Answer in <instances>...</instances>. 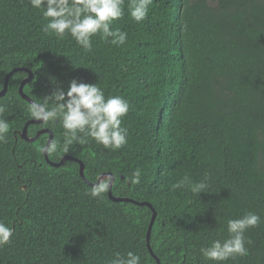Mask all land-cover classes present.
<instances>
[{
	"label": "trees",
	"instance_id": "trees-1",
	"mask_svg": "<svg viewBox=\"0 0 264 264\" xmlns=\"http://www.w3.org/2000/svg\"><path fill=\"white\" fill-rule=\"evenodd\" d=\"M127 4L111 25L127 33L126 43L97 34L86 52L70 35L45 31L43 8L0 0V90L10 71L24 67L34 74L24 92L38 103L73 79L123 97L130 108L120 149L85 138L65 153L59 120L32 123L28 135L50 128L57 142L51 161L80 158L91 182L110 172L115 196L150 202L160 264H216L199 249L227 238L226 221L249 212L261 217L245 233L249 255L224 264H264V0H153L141 23ZM27 76L16 71L0 96V118L9 124L0 143V222L13 229L0 264H108L129 251L141 264H158L147 243L151 207L114 201L108 192L92 198L78 161L46 160L40 146L49 134L21 137L33 119L19 91ZM136 169L140 183L130 184ZM185 174L196 182L207 176L206 192L173 189Z\"/></svg>",
	"mask_w": 264,
	"mask_h": 264
},
{
	"label": "clouds",
	"instance_id": "clouds-1",
	"mask_svg": "<svg viewBox=\"0 0 264 264\" xmlns=\"http://www.w3.org/2000/svg\"><path fill=\"white\" fill-rule=\"evenodd\" d=\"M34 9L43 8V16L48 19L46 32L63 39L70 35L84 51H91L92 37L97 34L106 42L116 46L126 43L127 33L120 29L113 30L111 25L124 15L125 0H29ZM153 0H128V14L136 23L143 22ZM111 38V39H109ZM52 101L49 106L48 101ZM130 105L123 97L108 96L96 84L78 82L73 79L65 91L57 88L50 96L44 97L43 103L33 101L28 107L30 116L47 124L59 120L64 130L63 151L67 153L73 142L83 143L91 138L105 149L117 150L127 144V129L121 127L127 116ZM5 107L0 104V115ZM9 130L7 120L0 118V143L5 142ZM42 153L57 151V142L50 140L40 146ZM141 172L136 169L129 178L130 184L140 183ZM193 181L185 174L172 187L187 188L192 194L199 196L208 188L206 181ZM112 182L110 175L102 174L96 178L90 191L92 198H102L108 192ZM261 223L256 213H246L238 219L226 221L227 238L213 240L210 246L199 249L202 259L224 264L225 261L246 257L253 241L246 238L248 229ZM13 229L0 222V247L11 242ZM108 264H141V257L129 251L125 256L114 255Z\"/></svg>",
	"mask_w": 264,
	"mask_h": 264
},
{
	"label": "water",
	"instance_id": "water-1",
	"mask_svg": "<svg viewBox=\"0 0 264 264\" xmlns=\"http://www.w3.org/2000/svg\"><path fill=\"white\" fill-rule=\"evenodd\" d=\"M27 71L28 73V76L25 77L23 79V81L21 82V85H20V88H19V91H20V94L23 96L24 99H26L27 101H29L30 103L33 102L34 100L29 97L25 92H24V87L27 83L31 82L32 79H33V72L28 69V68H24V67H20V68H15L13 69L12 71H10L6 77H5V82H4V87L3 89L0 90V96H3L7 93L8 91V87H9V81H10V78L11 76L16 72V71ZM32 123H42V121H38V120H35V119H31L29 120L25 126H24V129L23 131L21 132V137L24 138V139H27L29 141H35L37 140L42 134L44 133H47L49 134V138L47 140L50 141V140H53L54 139V134L52 132V130L50 128H43L41 130H39L35 136L31 137L28 135V126ZM45 155V158L46 160L51 163L52 165H56V166H59V165H62L64 164L67 160H76L79 162L80 164V174L81 176L83 177V179L89 183V184H93V182H91L90 180H88V178H86V175H85V164L84 162L80 159V158H76V157H73L71 155H65L59 162H53L50 160L49 158V154L48 153H44ZM102 174H105V175H110L112 177V182H111V186L108 190V194H109V197L114 200V201H117V202H124V201H130V202H135L137 204H140V205H146V206H149L152 208L153 210V216H152V220H151V223L149 225V230H148V234H147V243H148V247L150 249V252L151 254L156 258L158 264H160V260L158 259L157 255L154 253L153 249H152V246H151V232H152V228H153V225H154V222H155V219H156V216H157V212L156 210L153 208V205L148 202V201H137L135 199H132V198H127V197H119V196H115L113 194V184L115 182V177L112 173L110 172H105V173H102ZM101 174V175H102ZM124 177V176H123Z\"/></svg>",
	"mask_w": 264,
	"mask_h": 264
}]
</instances>
